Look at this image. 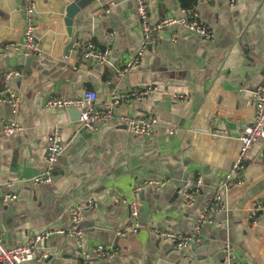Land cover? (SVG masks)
Returning a JSON list of instances; mask_svg holds the SVG:
<instances>
[{
	"label": "crops",
	"instance_id": "1",
	"mask_svg": "<svg viewBox=\"0 0 264 264\" xmlns=\"http://www.w3.org/2000/svg\"><path fill=\"white\" fill-rule=\"evenodd\" d=\"M34 1L41 53L26 56L14 47L22 40L20 0H0V81L8 69L19 72L13 85L22 99L16 118L23 126L0 136V190L17 194L0 204L4 245L22 244L47 227H66L68 207L77 203L83 207L80 244L89 260L75 254L77 239L52 235L39 245L38 254L46 258L25 264H264V212L250 215L254 202L264 203L260 142L249 148L235 179L239 183L222 193V205L213 201L238 153L239 135L253 118L252 92L264 82V0H195L192 8L212 38L201 39L180 26L152 34L138 63L123 75L119 70L141 44L132 0H94L74 17L71 36L64 13L72 0ZM147 11L151 23L184 15L180 0H148ZM86 42L110 50L104 70L82 57L80 45ZM145 86L153 89L146 97L126 100ZM87 90L95 91V105L105 107L110 92L119 91L124 98L115 115H154L155 130L136 135L117 118L90 130L76 109L44 106L49 97H76ZM11 117L0 103V121ZM54 129L64 148L52 181L33 183L31 178L45 169L46 137ZM197 177L195 200L183 207L182 192ZM150 179L167 183L135 189ZM129 203L142 227L122 234ZM205 205L210 221L202 227L200 242L176 250L155 236L154 227L189 232ZM99 243L117 254L98 259L94 248Z\"/></svg>",
	"mask_w": 264,
	"mask_h": 264
},
{
	"label": "built area",
	"instance_id": "2",
	"mask_svg": "<svg viewBox=\"0 0 264 264\" xmlns=\"http://www.w3.org/2000/svg\"><path fill=\"white\" fill-rule=\"evenodd\" d=\"M134 2V9L140 25L141 44L136 50V54L131 60L127 61L120 73L123 75L131 71L139 61L142 52L147 48L152 34L160 35L169 27L180 26L191 34L197 37L208 40L213 36L212 30L206 25L198 16L193 8L184 9L182 17H164L155 23H151L148 16L147 6L148 0H132ZM228 3L233 4L235 0H227ZM23 12V28L22 40L20 43L14 45L24 55H39L41 53V46L35 35V1L34 0H20ZM113 35V32L110 33ZM80 53L86 60L90 59L99 65L101 70H104L109 65L110 50L108 48H97L93 43L86 42L80 45ZM19 75L16 70L8 69L2 75L0 81V103L8 106L12 117L7 120L0 121V136H10L23 129L21 123L17 120L21 105V96L18 90L13 85V79ZM151 86H145L141 89L133 91L129 94L131 98L143 99L151 91ZM253 97V118L242 129L239 139L240 147L236 154L231 169L222 175L219 182V192L215 193L213 201L217 205H222V193L226 191L231 185L239 183L237 179L245 168V157L249 152V148L254 143H261V153L264 156V82L256 87L252 92ZM97 95L93 90L84 91L76 97H59L52 96L45 100L44 106L47 109L54 108H69L78 110V119L81 124L90 130H95L98 125L110 122L117 118L122 122L126 129L136 135H150L156 128L157 119L154 115H115L113 109L124 98L117 90H112L109 95L108 105L105 107L102 104L95 105ZM170 134H175L177 128L168 127ZM47 152L45 155V169L43 172L34 175L31 178L33 183L51 182L52 170L55 161L59 157L64 148V143L58 129H54L46 137ZM166 180H146L138 182L134 185L136 190H142L145 184H151L156 189L163 187ZM201 184L199 177L191 180L187 184V188L182 192L181 205L187 207L192 205L195 200V194ZM17 194L10 191L0 190V204H7L14 201ZM91 201V200H90ZM212 201V202H213ZM83 207L80 204L73 203L68 207L69 223L66 227H47L40 232L34 233L28 239L15 246H6L2 242L0 236V264H25L36 257L42 259L46 258V254H38L39 245L48 237L52 235H64L77 239L79 245L76 249V255L88 261L90 258L89 252L80 244V239L83 236L84 227L82 225L81 213ZM129 221L123 227L122 234H133L137 232L142 224L139 221V214L134 204L129 203ZM258 212H264V203L254 202L252 204L250 215L256 216ZM210 221L208 215V205L200 209L195 223L189 232H180L175 230H167L160 227H154L153 232L158 240L169 243L176 250H186L193 244L200 242L202 237V227L205 223ZM117 249L104 246L99 243L94 248L95 256L98 259L113 258L117 254ZM226 255H230V247L228 243L225 245Z\"/></svg>",
	"mask_w": 264,
	"mask_h": 264
},
{
	"label": "water",
	"instance_id": "3",
	"mask_svg": "<svg viewBox=\"0 0 264 264\" xmlns=\"http://www.w3.org/2000/svg\"><path fill=\"white\" fill-rule=\"evenodd\" d=\"M93 1L94 0H72L65 6L64 23L66 25V30L69 36H71L72 34V25H73L74 17L77 15V13L80 10L84 9ZM73 44H74L73 40L69 41V43L65 47V54L69 53V50L72 49Z\"/></svg>",
	"mask_w": 264,
	"mask_h": 264
},
{
	"label": "trees",
	"instance_id": "4",
	"mask_svg": "<svg viewBox=\"0 0 264 264\" xmlns=\"http://www.w3.org/2000/svg\"><path fill=\"white\" fill-rule=\"evenodd\" d=\"M181 5L184 9L192 8L193 3L195 0H180Z\"/></svg>",
	"mask_w": 264,
	"mask_h": 264
}]
</instances>
